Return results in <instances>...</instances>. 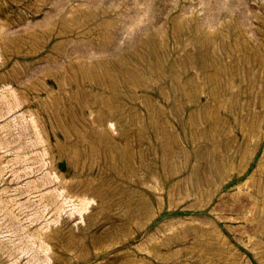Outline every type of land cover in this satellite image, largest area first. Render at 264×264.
Returning a JSON list of instances; mask_svg holds the SVG:
<instances>
[{
    "label": "rangeland",
    "instance_id": "374dc122",
    "mask_svg": "<svg viewBox=\"0 0 264 264\" xmlns=\"http://www.w3.org/2000/svg\"><path fill=\"white\" fill-rule=\"evenodd\" d=\"M228 1L0 0V264H264V0Z\"/></svg>",
    "mask_w": 264,
    "mask_h": 264
},
{
    "label": "bare ground",
    "instance_id": "6f19581e",
    "mask_svg": "<svg viewBox=\"0 0 264 264\" xmlns=\"http://www.w3.org/2000/svg\"><path fill=\"white\" fill-rule=\"evenodd\" d=\"M208 4H209L208 14L206 16H198V19L200 20V22L212 19L214 17L215 13L217 12V10L220 8H230L231 7V1H228V0H208ZM244 18H246V17L244 16ZM245 30L247 31V28H245ZM8 31H9V28L5 27L2 24L1 29H0V36L1 37L5 36L8 33ZM89 56L93 57L94 52H91ZM28 79L29 78L27 77V74L18 78L19 82H25ZM5 83H7V82H5ZM90 116L93 119V113L92 112H90ZM63 191L64 190H61L60 192H63ZM66 194L67 195L65 196L64 199L67 202H71L70 204L73 205V208L76 211H78L80 214L83 215V211L88 207V204L90 203L91 199L86 195H83V196L76 195V197H73L75 194H70L69 192H67ZM230 198L238 206H242L244 203L245 204H248V203L253 204L254 203L253 196L250 193H248V190H243L242 188H238L236 191L232 192L230 194ZM63 210H65V206L64 205L59 206L60 213ZM99 213H100V211L96 209V210L92 211V213H89L87 215V221H88L89 225L96 224V222L99 218ZM243 228H244V226L242 224H239L236 227V230L237 231H243ZM58 233H60V232H58ZM49 234L51 235V233H49ZM59 250L61 252H65V253L69 254L70 256L73 255V251H67L63 248H60Z\"/></svg>",
    "mask_w": 264,
    "mask_h": 264
}]
</instances>
